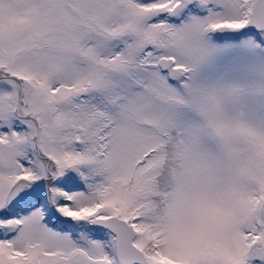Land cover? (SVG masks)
Instances as JSON below:
<instances>
[{
    "label": "snow or ice",
    "instance_id": "1",
    "mask_svg": "<svg viewBox=\"0 0 264 264\" xmlns=\"http://www.w3.org/2000/svg\"><path fill=\"white\" fill-rule=\"evenodd\" d=\"M0 264H264V0H0Z\"/></svg>",
    "mask_w": 264,
    "mask_h": 264
}]
</instances>
